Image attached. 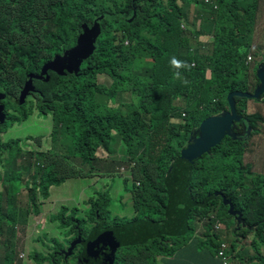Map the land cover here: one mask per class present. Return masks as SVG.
<instances>
[{
    "label": "trees",
    "instance_id": "obj_1",
    "mask_svg": "<svg viewBox=\"0 0 264 264\" xmlns=\"http://www.w3.org/2000/svg\"><path fill=\"white\" fill-rule=\"evenodd\" d=\"M263 3L264 0H0V93L9 94L5 102L11 104L12 110L0 132H6L17 121H27L35 105L43 114L53 113L51 140L60 144L66 139V155L61 151L52 154V146L45 152L23 153L16 143L18 139L0 142V264L20 261L16 246L19 233L27 228L30 207L39 213L40 199L50 197L53 185L60 186L82 175L93 177L103 158L101 151H110L114 134L127 147L129 158L124 162L133 174L129 192L136 216L126 219L112 215L111 199L107 194H98L89 200L87 220L70 219L78 216L75 208L65 224L56 225L63 229L65 238L73 236L67 242L53 239L51 246L47 245L48 256L37 254L39 263L67 264L66 243L70 247L80 238L68 252L75 256V264H104L103 256L91 260L90 243L108 230L142 223L176 227L178 234L141 236L131 260L135 264H159L160 259L163 264H179V244L174 238L188 236L193 231L191 219L196 217L199 223L211 225V236L206 241L193 238L198 251L196 255L189 254V263L222 264L217 252L226 238H221V231L215 228L217 219L230 231L228 240L237 260L252 264L256 257V264H264V175L255 173L252 163L244 162L250 145L246 140L264 126V115L244 114L240 107L248 99L237 97V109L243 118L236 130L243 131L241 124H246L251 127L247 133L236 140L226 137L210 154L184 168L181 163L182 149L192 136H197L194 133L202 122L229 109L230 92H254L245 88L248 72L260 83L247 57L254 47ZM192 6L195 15H191ZM100 17L97 36L87 34ZM210 23L214 27L208 34L216 37L214 52L201 54L211 45L202 41L207 34L205 25ZM85 34L94 40L95 52L81 61L78 74L65 75L62 68L50 71L48 84L54 89L46 88L44 81L34 80L36 92L18 106L17 97L28 74H39L45 63L74 49ZM262 49L263 45L257 47L259 55ZM262 59L264 62V56ZM127 92L133 94L131 103L122 101ZM98 94L105 103L97 100ZM57 120L61 127L55 125ZM29 138L41 146L44 137ZM65 157L66 171L61 172ZM23 158L29 160L19 164ZM41 159L57 168H45L47 164ZM10 163L18 166L11 167ZM85 168L88 172H84ZM22 174L32 180L29 208L18 199ZM220 191L241 213L243 225H238L235 218L231 220L228 207L216 195ZM67 213L62 209L61 221ZM89 223L94 225L89 227ZM236 228H241L240 232ZM60 249L64 250L56 255ZM122 249L114 264H125Z\"/></svg>",
    "mask_w": 264,
    "mask_h": 264
},
{
    "label": "rangeland",
    "instance_id": "obj_2",
    "mask_svg": "<svg viewBox=\"0 0 264 264\" xmlns=\"http://www.w3.org/2000/svg\"><path fill=\"white\" fill-rule=\"evenodd\" d=\"M262 10L260 16L257 19L256 30L254 34V47L250 50L254 53V61L256 64L264 63L262 62V56H264V3L261 6ZM191 15H195V7H191ZM214 23L206 24L205 30L207 32L206 35L203 36V41H209L211 45L208 48H205L201 54H209L213 55L214 46L213 44L216 42V37L213 34H208L210 29H213ZM196 30H199L197 27ZM87 40L83 38L81 40L80 45H86ZM263 45V49L261 54L259 55V51L257 47H261ZM245 47L242 48V50ZM254 63V62H253ZM252 63V64H253ZM251 68V66L249 65ZM264 72V71H263ZM259 77V74H257ZM101 81H105L104 77H101ZM245 88L247 90L254 91L260 87L259 83L256 81V77L252 76L250 72H248V80L244 81ZM46 88L49 90H53L54 86L52 84H44ZM44 88V87H43ZM230 94V93H229ZM228 94V96H229ZM21 97V94H20ZM97 100L101 103H105L104 97L100 94L97 95ZM133 100V94L131 92H127L123 95L122 101L125 103H131ZM111 105V104H110ZM118 105H115L117 107ZM240 110H243L244 114L248 113H256L261 112L264 115V94L260 97L252 100L248 99L241 104ZM12 113V112H11ZM220 115V114H219ZM52 112H48L46 114L41 113L39 109L35 108L33 105L31 114L29 119L25 122L17 121L13 125H9L8 130L0 135V142L7 143L9 140L18 139L20 148L23 153L30 151H41L45 152L49 150L52 146L53 151L52 154H57L61 151L62 154L66 155V139H63L61 143L57 144L52 141L50 138V133L52 129ZM10 116H6V119L3 123L9 122ZM0 124H2V117L0 116ZM56 126L61 127L62 125H58V120L55 123ZM29 137H44L41 141V146L38 141L33 140ZM247 145L252 146V150L246 154V162H250L253 164L254 169L257 172L264 173V126L260 129H257L255 134H252L250 138L247 140ZM110 151L102 150L101 155L103 158L98 163L95 168V174L93 177H88L82 175L77 178L65 180L60 186L53 185L50 190V198L42 199L39 204V213H34L31 216V221L28 227L19 233V244H17V251L20 258L17 264H44L39 263L36 260L37 254H43L44 256H48L49 248L47 245H50V242L53 239H57L60 242L63 240L68 241V239L73 236L69 235L68 238H65L63 234V229L60 228L61 225L65 224L68 218L73 214V210L76 208L78 211H74L78 216H72L75 218H84L88 219V212L90 210L89 200L98 196V194L108 195L111 199L110 210L112 215L118 218H126L133 219L136 216L135 209L133 207V203L131 201V194L129 192L130 187H132V172L127 174L130 166L125 163L129 156L127 155V147L120 143L118 139V135L114 134L110 140ZM15 151V148H13ZM210 154V153H206ZM29 159H20L18 160L19 164H24V162ZM45 168L47 169H56L55 165L47 163ZM63 166L60 167L61 172L66 171V157L63 159ZM72 162V160H70ZM11 167L18 166L14 163H10ZM134 164L131 165L133 167ZM80 168L79 165H77ZM82 168V167H81ZM42 169H39V171ZM88 172V169L85 168L84 172ZM49 172V171H47ZM46 173V172H45ZM110 173V175H108ZM261 181V180H259ZM264 188V186L262 187ZM237 201L239 198L235 197ZM22 201H26V194L24 193L21 197ZM62 209L68 210L67 216L65 214V220H60V215ZM80 216V217H79ZM232 217L231 220H233ZM192 221L190 225L193 229L192 232L189 233L188 236L181 238H174V241L179 244L176 249H179V264H192L189 263L188 256L196 255L198 251V246L194 242L193 238H198L202 241H206L209 239L208 236H211V225L201 224L198 222L196 217H192ZM235 220V219H234ZM222 224V223H221ZM89 227H92L94 224L89 223ZM87 227V224H85ZM241 228H236V232H240ZM222 237L226 238V240L231 238L230 231L224 230L222 232ZM76 242V241H75ZM74 242V243H75ZM219 241L214 239V243L218 244ZM72 243V245L74 244ZM247 244H251V239H248ZM72 245L69 247L66 243V249L69 248L68 252ZM51 246V245H50ZM68 246V247H67ZM138 246L129 245L122 249V261L125 264H135L131 260L132 250ZM64 249H60L56 252V255H60V252ZM252 254L255 255L256 252L252 251ZM261 254L264 256V247L261 249ZM67 255V252H66ZM252 264H256V257L252 258ZM75 256L71 255L67 257V264H75ZM126 260V262H125ZM159 264H163L162 260H159Z\"/></svg>",
    "mask_w": 264,
    "mask_h": 264
},
{
    "label": "water",
    "instance_id": "obj_3",
    "mask_svg": "<svg viewBox=\"0 0 264 264\" xmlns=\"http://www.w3.org/2000/svg\"><path fill=\"white\" fill-rule=\"evenodd\" d=\"M101 17L96 19L93 27L90 29L91 36L96 37L95 31L98 30L99 21ZM85 38L87 40L86 45L81 46V40ZM95 52V43L92 38H89L86 34L82 35L78 41L77 47L67 50L63 56H56L53 61L47 62L43 65L39 74H29L23 88L20 91L17 105L22 106L26 103L28 97L36 92L34 86V80L44 81L48 83L50 81L49 72L58 71L62 68L65 75H77L80 68L81 61L87 60ZM264 65H260L257 70L259 74L258 80L260 87L254 91V93L233 91L228 96L229 109L220 113V115L212 116L205 119L201 126L194 133L197 136H192L186 148L181 151V163L184 168L189 163L196 159L201 158L206 153H210L213 148L220 145L226 137H230L233 140L238 138L237 131H235L236 124L242 120V116L237 111V102L235 97L240 96L242 98L256 99L264 94ZM8 93H0V116L2 112L5 113L6 106L2 103L7 100ZM12 101V99H11ZM249 130V129H248ZM250 134V133H249ZM217 196L223 199V204L229 207V215L237 218L238 223L242 222L241 214L235 210L233 203L223 194V192H217ZM204 206V205H202ZM179 213V210H177ZM187 212L183 213L186 217ZM126 224V226H119L115 230H108L100 235L95 241L90 243L91 260H100L101 256L104 258V264H114L116 261V255L120 249L128 245H134L139 243L141 236H150L153 233H166L172 236L178 234L176 227H164L162 225L152 226L137 223L135 225ZM189 228V227H188ZM80 242V238L72 245L73 247ZM67 255L69 253L67 252ZM66 255V256H67Z\"/></svg>",
    "mask_w": 264,
    "mask_h": 264
},
{
    "label": "clouds",
    "instance_id": "obj_4",
    "mask_svg": "<svg viewBox=\"0 0 264 264\" xmlns=\"http://www.w3.org/2000/svg\"><path fill=\"white\" fill-rule=\"evenodd\" d=\"M207 3H211L212 2V0H205ZM190 2H191V0H190ZM179 4V6H183V3L182 2H179L178 3ZM202 41H203V38H202ZM77 47V46H76ZM253 54L254 55V53L250 50L249 51V54ZM255 56V55H254ZM248 58V57H247ZM53 61V60H52ZM51 62V61H50ZM248 64V63H247ZM248 65H250L251 66V70L253 71H255L256 72V76H257V70H258V67L260 66V65H264V63H259V64H256L255 63V61H254V63L253 64H248ZM31 74V73H30ZM32 74H38V73H32ZM29 75V74H28ZM46 83V82H45ZM24 86V85H23ZM23 88V87H22ZM21 88V89H22ZM21 91V90H20ZM255 91V90H254ZM231 93V92H230ZM249 93H254V92H249ZM19 96H20V93H19V95H18V97H17V102H18V98H19ZM237 97H239V98H242V97H240V96H236L235 97V99L237 98ZM248 99V98H247ZM6 100H4L3 102H5ZM237 102V101H236ZM23 106V105H22ZM36 108V107H35ZM237 111H238V109H237ZM239 113V112H238ZM240 114V113H239ZM241 115V114H240ZM242 116V115H241ZM243 118V117H242ZM242 121V120H241ZM240 121V122H241ZM240 122H238V123H240ZM242 125V129H243V131H237L236 130V127H235V131H237V134H238V138H240L242 135H245L246 133H247V131H248V129L249 128H251V127H248L246 124H241ZM8 130V129H7ZM253 132V131H252ZM252 132H250V134H248V137H250V135H251V133ZM253 134H255V132L253 133ZM247 137V138H248ZM252 150V146H249V148H248V150H247V152L245 153V155H244V162L246 163V164H250V162H246V154L247 153H249L250 151ZM252 169H253V171L255 172V173H257V174H260V175H264V173H262V172H257L255 169H254V167H252ZM130 170V169H129ZM130 172H131V170H130ZM132 174V173H131ZM132 177H133V174H132ZM32 188V180H31V178H30V176L29 175H27V174H22V177H21V188H20V192H19V194H18V199H19V202H20V204L23 206V207H27L28 206V194H29V190ZM26 194V201L24 202V201H22V199H21V197H22V195L23 194ZM51 197V196H50ZM49 197V198H50ZM49 198H47V199H49ZM43 198H41L40 199V202H41V200H42ZM222 199V198H221ZM223 200V199H222ZM224 205V204H223ZM225 206V205H224ZM226 207H228V206H226ZM28 208H29V206H28ZM30 210H31V213H30V215H29V222H28V224H27V227H28V225H29V223H30V221H31V216H33L34 215V209L32 208V207H30ZM240 213V212H239ZM228 214H229V207H228ZM241 214V213H240ZM231 216V215H230ZM242 216V215H241ZM33 217H35V216H33ZM232 217H234V216H232ZM235 219H236V221H237V218L236 217H234ZM214 219H216V218H214ZM237 223H238V221H237ZM244 224V221H243V218H242V222L239 224L238 223V225H243ZM215 228H216V230L217 231H221V238H222V232L226 229V227H225V225L224 224H221V222L219 221V220H217L216 219V223H215ZM222 244H225L226 245V247L225 248H222ZM217 258L222 262V264H248V263H246V262H240L239 260H237L236 258H235V253H233L232 252V250H231V243H230V241L229 240H223V242L221 243V246H220V248L218 249V252H217Z\"/></svg>",
    "mask_w": 264,
    "mask_h": 264
},
{
    "label": "flooded vegetation",
    "instance_id": "obj_5",
    "mask_svg": "<svg viewBox=\"0 0 264 264\" xmlns=\"http://www.w3.org/2000/svg\"><path fill=\"white\" fill-rule=\"evenodd\" d=\"M5 106H6V111H5V113L4 112H2V115H1V117H2V124H0V126H2L4 123V121H5V119H6V116H10L11 117V112H12V110H11V108H10V106L9 105H11L9 102H2ZM53 124V123H52ZM0 129H2L1 127H0ZM5 132H3V131H1L0 132V135H2V134H4Z\"/></svg>",
    "mask_w": 264,
    "mask_h": 264
},
{
    "label": "built area",
    "instance_id": "obj_6",
    "mask_svg": "<svg viewBox=\"0 0 264 264\" xmlns=\"http://www.w3.org/2000/svg\"><path fill=\"white\" fill-rule=\"evenodd\" d=\"M253 62H254V55L250 53V54L248 55V58H247V63H248V64H252ZM128 173H131L129 169H128V171H127V174H128ZM225 247H226V245H225V244H222V248H225Z\"/></svg>",
    "mask_w": 264,
    "mask_h": 264
},
{
    "label": "crops",
    "instance_id": "obj_7",
    "mask_svg": "<svg viewBox=\"0 0 264 264\" xmlns=\"http://www.w3.org/2000/svg\"><path fill=\"white\" fill-rule=\"evenodd\" d=\"M261 10H262V7L260 8V10H259V12H258V16H260Z\"/></svg>",
    "mask_w": 264,
    "mask_h": 264
}]
</instances>
